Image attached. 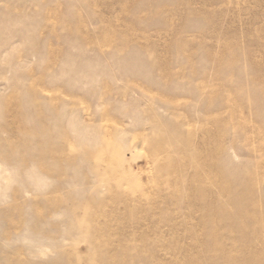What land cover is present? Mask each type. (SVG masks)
I'll list each match as a JSON object with an SVG mask.
<instances>
[{
    "label": "rangeland",
    "instance_id": "374dc122",
    "mask_svg": "<svg viewBox=\"0 0 264 264\" xmlns=\"http://www.w3.org/2000/svg\"><path fill=\"white\" fill-rule=\"evenodd\" d=\"M0 264H264V0H0Z\"/></svg>",
    "mask_w": 264,
    "mask_h": 264
}]
</instances>
